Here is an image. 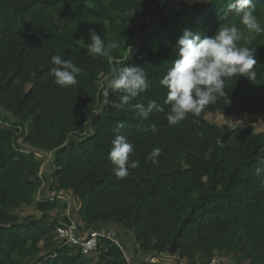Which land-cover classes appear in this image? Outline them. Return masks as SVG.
<instances>
[{"label":"trees","instance_id":"16d2710c","mask_svg":"<svg viewBox=\"0 0 264 264\" xmlns=\"http://www.w3.org/2000/svg\"><path fill=\"white\" fill-rule=\"evenodd\" d=\"M227 3L0 0V264H168L149 258L172 246L187 264H209L217 253L234 264H264V176L255 172L264 168V132L253 125L264 118V33H249ZM253 5L264 27V0ZM233 24L244 36L238 46L256 48L255 80H226L215 104L169 126L167 89L159 80L177 58L172 46L182 30L203 37ZM89 28L119 48L93 57ZM54 55L81 68L75 85L54 83ZM125 64L144 68L149 88L117 109L124 93L111 92L105 77ZM153 99L159 110L141 118L133 105ZM219 110L250 118L245 127L222 128L207 119ZM117 134L134 145L130 160L140 161L122 180L108 158ZM153 148L161 149L156 163L146 159ZM39 151L52 153L50 175L41 174ZM45 183L55 195L37 200ZM61 192L80 202V227L130 230L147 260L131 262L105 232L92 255L60 243L56 228L72 221L61 223L49 212L62 205ZM33 204L40 218L16 213Z\"/></svg>","mask_w":264,"mask_h":264},{"label":"clouds","instance_id":"9594fccd","mask_svg":"<svg viewBox=\"0 0 264 264\" xmlns=\"http://www.w3.org/2000/svg\"><path fill=\"white\" fill-rule=\"evenodd\" d=\"M203 2V0H201ZM227 8L240 16V22L249 33H264V27L254 15L253 0H228ZM135 9L132 10L131 16ZM87 52L93 57L110 56L112 50L119 48L116 40L102 38L94 28L88 29ZM244 38L242 31L236 26L221 27L211 36H201L189 28H184L182 34L172 46V52L177 57L159 80L161 87L167 89L164 103L168 106L166 120L169 126H174L192 116H199L204 108L215 104L219 97L224 96L225 81L233 77H246L255 80L253 71L258 61L256 48L238 46ZM108 41L105 43V41ZM54 67L50 68V75L54 83L61 88H67L77 83V76L81 73L71 59H64L61 55L51 57ZM107 87L111 92L122 91L120 103L113 106L123 109L140 93L149 88V80L144 68L138 65H124L114 67L105 77ZM105 93V103L107 96ZM143 119H148L153 110H159L156 100H149L133 105ZM117 129L124 124L118 123ZM112 147L108 158L114 165V174L117 179H124L129 175V169L140 166L139 160H130L134 145L127 142L124 135L117 134L111 141ZM161 152L160 148H153L146 157L153 163ZM257 176H264V168H256Z\"/></svg>","mask_w":264,"mask_h":264},{"label":"rangeland","instance_id":"374dc122","mask_svg":"<svg viewBox=\"0 0 264 264\" xmlns=\"http://www.w3.org/2000/svg\"><path fill=\"white\" fill-rule=\"evenodd\" d=\"M173 4L177 7H182L186 4H194L201 0H172ZM206 1V0H203ZM1 109V108H0ZM249 114L246 112H237L229 110H219L216 112L209 113L207 119L213 123L218 124L222 128L237 129L245 127L249 121ZM256 131L264 132V118L261 117L257 122L253 123ZM38 157L43 160L44 164L41 168V174H49L52 170V153L39 151ZM54 196L55 192L49 188L47 183L39 190L37 194V200H41L47 196ZM57 200L62 202V205L52 210L50 213L52 219H58L61 223L65 217H69L72 222L76 223L79 231L82 235H85L87 231L80 227L79 224V210L80 202L77 197L72 192H61L56 196ZM63 203L67 204V207H63ZM16 213L23 219L27 217H37L42 216L41 211L36 207V204L31 206H25L16 211ZM71 222V223H72ZM101 232H105L110 235L114 240L119 241L126 253L128 259L132 262H141L147 260V258L142 254V252L137 248L135 244L134 234L130 230H125L123 228L108 225L104 226ZM220 264H234L233 260L229 256H225L222 253L219 254ZM162 262L168 264H187L185 259H182L178 254L177 248L172 246L168 252L165 253Z\"/></svg>","mask_w":264,"mask_h":264},{"label":"built area","instance_id":"2783aa9c","mask_svg":"<svg viewBox=\"0 0 264 264\" xmlns=\"http://www.w3.org/2000/svg\"><path fill=\"white\" fill-rule=\"evenodd\" d=\"M103 235L104 234L102 232L96 230H92L91 232H87L85 235H82L78 226L74 222L66 226L60 225L56 228V236L60 243L78 245L82 247L85 255H92L97 250L100 237ZM164 255L165 254L162 256L150 257L149 260L156 263L162 262L161 259H163ZM219 257L220 255L217 253L209 264H220Z\"/></svg>","mask_w":264,"mask_h":264},{"label":"crops","instance_id":"0c3cea01","mask_svg":"<svg viewBox=\"0 0 264 264\" xmlns=\"http://www.w3.org/2000/svg\"><path fill=\"white\" fill-rule=\"evenodd\" d=\"M207 1V0H206Z\"/></svg>","mask_w":264,"mask_h":264}]
</instances>
